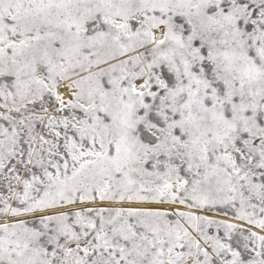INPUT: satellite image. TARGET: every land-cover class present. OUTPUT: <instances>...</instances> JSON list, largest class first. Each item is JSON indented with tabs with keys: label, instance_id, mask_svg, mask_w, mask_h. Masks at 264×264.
Returning a JSON list of instances; mask_svg holds the SVG:
<instances>
[{
	"label": "snow or ice",
	"instance_id": "1",
	"mask_svg": "<svg viewBox=\"0 0 264 264\" xmlns=\"http://www.w3.org/2000/svg\"><path fill=\"white\" fill-rule=\"evenodd\" d=\"M0 264H264V0H0Z\"/></svg>",
	"mask_w": 264,
	"mask_h": 264
}]
</instances>
